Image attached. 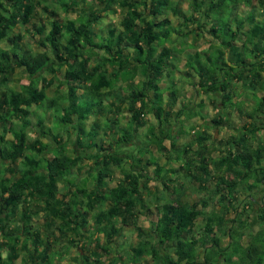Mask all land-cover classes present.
<instances>
[{
  "label": "trees",
  "instance_id": "obj_1",
  "mask_svg": "<svg viewBox=\"0 0 264 264\" xmlns=\"http://www.w3.org/2000/svg\"><path fill=\"white\" fill-rule=\"evenodd\" d=\"M183 2L187 1L0 0V264L17 260L54 264L62 254L50 248L52 239L49 247L44 246L41 229L47 238L54 229L74 231L80 237L84 231V238L89 231L96 235L97 249L82 253L80 246L72 257L76 264H143V259L152 264H264V211L257 215L261 227L253 231L241 220L236 203L240 187L247 195L246 208L251 193L260 191L257 187L264 183V0H191L186 14L180 9ZM116 8L124 11L120 28L112 26L105 34L94 30L102 15ZM73 13L76 17L71 19ZM169 13L181 15L176 26ZM191 35L199 44L190 43L187 52L184 47L177 50L183 46H177V40L187 43ZM200 44L207 47L205 64L191 63ZM31 45L36 50L27 47ZM180 53L186 54L183 72L176 60ZM17 70L29 79L19 90H12L9 80ZM177 72L191 78L186 85L193 89V99L178 102L172 81ZM136 78L141 80L135 83ZM163 80L171 82L166 89L158 86ZM53 82L56 88L49 97L47 89ZM125 82L128 94L119 93L114 107L120 111L127 106L130 117L111 142L120 148L130 145L134 133L147 123L142 117L145 111L153 118V137L139 142L135 156L125 151L115 155L94 143L91 180L84 178V188L88 180L92 187L86 195L85 189L78 193L81 202L72 201L74 182H65V176L81 162V154L66 155V144L58 134L50 127L40 129L44 118L34 119L33 124L32 108L55 107L52 119L61 124L77 119V127L70 126L82 134L84 119L93 111L101 115L105 93ZM87 94L99 102L75 117V103ZM204 107L214 110L208 118L200 115ZM193 115L201 124L193 125L190 134L183 126ZM29 130L36 134L32 141ZM142 151L151 157L144 160ZM155 154H169L171 161L163 164ZM125 157L131 160L128 167ZM112 165L123 178L106 193L102 188ZM180 174L195 187L199 195L195 202H182L189 186L177 180ZM60 184L67 187L64 193L58 192ZM165 193L170 201L157 204L155 217L144 230L139 220L149 209L146 198L159 202ZM32 201L39 204L37 209ZM105 201L111 205L103 209ZM210 202L215 208H209ZM37 216L45 220L44 228L34 226ZM122 227L133 228L137 238L124 261L111 254ZM197 248L202 249V261L196 257Z\"/></svg>",
  "mask_w": 264,
  "mask_h": 264
},
{
  "label": "rangeland",
  "instance_id": "obj_2",
  "mask_svg": "<svg viewBox=\"0 0 264 264\" xmlns=\"http://www.w3.org/2000/svg\"><path fill=\"white\" fill-rule=\"evenodd\" d=\"M86 1L89 2L90 0H86ZM186 1L190 2L191 0H186ZM187 2H185V3L183 2L180 5L181 12L184 13V14L189 12V4ZM95 6H97V5H95ZM225 10L229 12L228 9L225 8ZM57 11H58V14H57L58 17L60 19L63 18L64 17V13L60 9H57ZM123 14H124V11L120 10V9H117V8H116V11L107 12V13L105 12L102 15V20H100L99 23L95 25L94 30H100L101 29V30H103L102 31L103 34H105V32L108 31V29L110 27H112V26H114L116 29H119L120 28L119 22H120V20H121V18L123 16ZM75 17H76V14H74V13L70 16L71 19L75 18ZM168 17H169L170 21L172 22V24L174 26H176L178 21L181 18V15L178 16V17H174V16H172L169 13ZM229 18L231 19V16ZM228 20L229 19H227V21ZM192 28H194V27L192 26ZM189 39H190V43L192 45L193 44L194 45H198L199 42H200L199 39H197L196 43H194L192 41V35L189 36ZM176 43H177V46L181 45L180 43H183V46H180V48H183V47L187 48L188 45H189V43L183 42V40L181 38L178 39ZM23 44L26 45L25 43H23ZM27 47H32L33 50L36 49L33 45L27 46ZM206 48L207 47L204 46L203 44H200L199 46H196L195 50L193 51V53H194L193 55H195V53H197V56H196V58L194 60H191L190 62L192 63L193 61L195 62V61H199L200 60V63L205 64L203 60H204V57H205L204 51H206ZM181 56L182 55H179V56L176 57V60L179 61L178 63H179L180 66L183 64L182 62L184 61V57L183 56L181 57ZM195 65H196V63H195ZM50 76H52V75H47V77L51 79ZM52 78H53V76H52ZM56 78H62V77L60 75L59 76L57 75ZM182 78L184 80L191 79L188 76H187V79L185 77H183V76H182ZM28 79L29 78L27 76H24L23 74L20 73V70H17V71L14 72L13 76L10 77L9 86L11 87L12 90H19V86L22 85V84H26L28 82ZM56 83L57 82H53L52 85L47 89V93H46L47 96L50 97V96L53 95V92H54V90L56 88L55 87ZM126 85H127L126 83H119L118 85L115 84V90L114 91L113 90L109 91L110 93L109 94L106 93V95L108 97L112 96V97L116 98L119 93L121 95L128 94L127 92H124L125 88H128ZM192 92H194L193 89H192ZM81 94L82 93L78 92L77 95L80 96ZM94 98H95V96L93 97L90 94H87V95L83 96L82 98L80 97L78 99V101L75 103V107H74L75 110H76L75 117L78 116V115H81L82 113H84V109L87 108L91 103L94 104L96 102H99V100L97 98L96 99H94ZM102 103L105 104V102L103 100H101L100 104H102ZM32 110H34L35 114L38 117L41 116V115L46 116V114H48V113L50 114L51 112L53 113L52 115L48 116L49 119L47 121L45 120L46 122H44V124L41 125L40 129L43 130L44 128L48 127V125H49L50 129H48V130L50 132H52L53 134H55V132H56L58 135L63 136L64 140L66 138L64 144H66V141L68 139V136H67L68 135V129H69L68 127L70 125H74L75 127H77V119H76V122L74 121L75 123L72 122V123H69V124H66L64 122H62V124H61V122H59L58 119H56V120L52 119V118L55 117V116H53V115H55V113H54L55 112V108L48 110L44 106L40 105L39 107L34 106V108H32ZM201 112L202 113L201 114L199 113V114L202 115V118H203V116H204V118H208V116H211L214 113V110L211 107H204L203 111L201 110ZM184 113H185V116L188 115L187 111H185ZM62 114H63V112L60 111V115H62ZM71 117L73 119L75 118V117H73V115ZM150 117H152V116L150 115ZM30 118L32 120L33 116H31ZM192 118H194V115L191 117V119ZM50 119H52V120L50 121ZM143 119H144V117H143ZM191 119H188V120H191ZM105 120H107V119L103 116V118H101V121H105ZM144 120H146V119H144ZM49 121H50V124H49ZM32 122H35V121L33 120ZM196 122L198 124H201L200 123L201 121H200L199 117L196 119ZM83 124H84V121H83ZM111 126H112V130H114L115 126H113L111 124V122H109V128ZM53 129L55 130V132L53 131ZM181 131L184 132V130H181ZM211 134H212V136H214L215 135L214 131H212ZM27 135H28V138H29L28 140H30V141L34 140L35 137H36V134H35V132L33 130H29L27 132ZM136 138L141 139L142 137H141V135H139V137L137 136ZM69 139H70V137H69ZM186 140H189V137H187ZM140 143H142V142H140ZM83 149L84 148L79 149L77 153H79V154L84 156V153H81V151H83ZM140 156H144V158L147 159V158L151 157V154L149 152L147 154L146 151H142ZM155 156L159 157L158 154H155ZM128 164H130L129 161L126 162L127 167H128ZM77 166H80L79 169H83L84 178L90 179V177L88 175V172H91L93 170L94 162L92 163V160H84L83 162H80V164H78ZM77 171H78V174H79L80 173L79 170H77L74 167L73 168V173H72V176H71V179L74 176V179H72V180L76 181L74 183V188L76 189V191L74 192V195H73V198H72V201H75V202L80 200V198L78 197V193L79 192H83V191L86 190L85 193H84L86 195V194L89 193V190L92 187V181H90L91 180L90 179V180H88L89 182H87V185L84 188V179L83 180H80L79 178L77 179V177H78ZM110 171H111L110 172L111 173L110 174V178H109V180H107V183L103 187L105 190H107V189H109L111 187H114L117 184L118 180H119V177H120L119 175L121 174V170L117 169V167H115L113 165L110 167ZM149 171L152 172V168L151 167L149 168ZM173 175H175V174H173ZM111 176H113V178ZM177 180L178 181L181 180V182L182 181L184 182V185L189 186L188 189H187V192L182 197V202L183 203L184 202H186V203L195 202L198 199V197H199V195H197V193H196L195 187L192 184H190L189 181L187 183L184 178L182 179V177H181V179H177ZM70 183H71V181H70ZM149 184L152 186L154 184V182L152 181ZM65 186H67V185H65ZM211 186L212 185L210 184V187ZM59 187H62L64 189V185L63 184H60ZM257 188H259L260 191L259 190L257 191V189H256L254 193H251L252 194V202L250 201L251 205H249L248 207L245 208V206H246L245 204H246V201H247V198H246L247 195L245 194V189L244 188L240 187L238 189V193L239 194H238V199L236 201V203L239 204V209H238L239 213H238V215L240 216L241 220L246 222L247 227H250L253 231L258 230L261 227L260 220L258 219L257 215H258V213L264 211V191H263L264 190V183L263 184H259V186ZM108 191H106V193ZM165 194H166V196L164 197V200H162V201L160 200L159 202H154L153 198H150V197L146 198L147 204L151 208V212L148 213L149 219L152 218V217L153 218L155 217V213H156L155 207L157 206V204H159V203L162 204L165 201L166 202L170 201L169 194L168 193H165ZM207 199H209V198H207ZM252 203H254V204H252ZM31 204L34 206V209L38 208L39 204H36V203L33 204V201H32ZM109 205L110 204H109L108 201H105L104 203L101 204L103 209H106L107 206H109ZM209 208H215V207L211 203ZM243 208H245V210H243ZM229 212H230V215H231L230 217L234 216L232 211H229ZM96 213H97V210L94 211L93 215L96 214ZM35 219H36L35 220L36 223L34 224V226L35 227L38 226L40 229L44 228L43 224H44L45 220L43 218L41 219V217H39V216L35 217ZM89 219H91V215H90ZM149 219H147V220H149ZM147 220L141 218V220L139 222L140 226L144 230H147V228L150 225ZM57 223H58V225H60L61 221H58ZM199 223L202 224V222H200V220H198V224ZM118 225L119 224H117V226ZM88 228H90V230H92L93 226H92L91 222H89ZM41 230H42V239H43L44 246L46 244H48V242H50V239H52L53 243L50 244V248L53 251H56V252L59 251L62 254V256L60 258L56 259V262L54 264H76L75 262H72V257L77 255V252L81 249L80 246L83 247L82 253H88L89 254L91 251H94V250L97 249L96 248V240H95L96 239V235L94 237H92V234H91L90 231H89V233H90L89 237L87 235L88 233H86L85 238L83 240L84 242L77 243L78 241H77V238L74 236V231H69V230L64 229L62 232H60V231L54 229V233H53L52 237L47 238L46 231L43 230V229H41ZM72 238H74V239H72ZM89 238H91V239L89 240ZM92 238H93V240H92ZM99 238L101 239L100 236H99ZM113 242H114L113 243L114 246L112 247L113 251H111V254L120 256L122 261H124L126 259V256L130 253L131 247H135L136 243H137V238H136V234H135L134 229L133 228H129V229L121 228L120 234L118 236H116V238H115V240ZM224 244H226V242ZM243 244L246 245V239L245 238L243 240ZM47 246L49 247V244ZM161 252L163 253V251H161ZM4 255H5V253H3V256ZM110 256H112V255H110ZM104 258H105V255L103 256L102 260H104ZM18 261L20 262V260H17V263L20 264ZM104 264H105V262H104ZM143 264H152V261H150L149 259H147V260L143 259Z\"/></svg>",
  "mask_w": 264,
  "mask_h": 264
},
{
  "label": "crops",
  "instance_id": "obj_3",
  "mask_svg": "<svg viewBox=\"0 0 264 264\" xmlns=\"http://www.w3.org/2000/svg\"><path fill=\"white\" fill-rule=\"evenodd\" d=\"M187 43H189V45H190V39H188L187 40ZM180 47H177V50L179 49ZM36 50V49H35ZM188 50H190V49H188L187 48V50H186V52L188 51ZM184 53V52H183ZM180 55H181V53H180ZM186 54H182V56L184 57ZM181 56V57H182ZM183 59V58H182ZM183 63V62H182ZM177 65H179V63L177 62ZM180 66V65H179ZM183 64L179 67V71L180 72H183ZM138 79H140V78H136V79H134L133 80V82H137L138 81ZM141 80V79H140ZM172 81H173V84H174V90H177V92L179 93L178 94V102H180L181 103V101L183 102V100H185V99H193V95H194V93L192 92V89L187 85L186 86V84L189 82L188 80H184L183 78H182V76L180 75V74H178V72H177V74L175 75V76H173V78H172ZM126 83V82H125ZM170 81L169 82H167V81H162V82H160V83H158V86L161 88V89H166V88H168L169 86H170ZM119 83H117L116 85H118ZM127 84V83H126ZM173 87V86H172ZM115 90V85H114V87H113V91ZM119 90V89H118ZM164 95H165V97L166 96H168V93H164ZM51 97V96H50ZM201 98H202V96H201ZM102 100L105 102V104L104 103H102V104H100L99 106H101V112H100V116L98 115L99 113L98 112H96V111H93V113L91 114V115H89V116H87L85 119H84V124L82 125V127L80 128V132H82V134H77V131L78 130H76L75 128H73L72 126H69L68 128V139H67V141H66V155H68L70 158H72V157H74L75 156V154H77V155H80L79 153H77L78 152V150L79 149H81V148H84L83 149V151H81V153H84V156L83 155H81V158H82V160H81V162H83L84 160H92V163L94 162V155H95V148L94 149H92V147H93V144L95 143V144H97V146H103L104 148H106V149H108V152H110V153H112V154H115V155H119L120 156V153L122 152V151H125V155H127V156H135L136 155V152H137V146L139 145V142H149V140H150V137H153L152 135H151V128H153V126H154V124H153V118L152 117H150V113L149 112H147V111H145L144 112V114H142V117H144V119H146V121H147V123H146V125H144V126H142V127H139L138 128V130H137V132L136 133H134V137H133V142H131L130 143V145H128V146H125V147H123V148H120V146L119 145H117V143H112L111 141H115L116 139H118V137H119V133H120V130L122 129V128H125L126 127V125H127V123H128V121H129V117H130V113L128 112V107L127 106H124V107H122V109L119 111H117V109H115V107L114 106H116V104H117V98H114V97H112V96H107L106 95V93H105V95L103 96V98H102ZM114 102V103H113ZM179 107V103L177 104V106L173 109V112H172V114H175L176 112H177V110L179 109L178 108ZM34 108V107H33ZM55 108V107H54ZM53 108V109H54ZM50 109H52V108H50ZM109 112V113H108ZM47 113V112H46ZM53 113L51 112L50 114L48 113V114H46V116H44V115H41V116H37L36 114H34V116H33V119H32V121L34 120V119H38V118H44L46 121L49 119L48 118V116L49 115H52ZM54 116V115H53ZM103 116L107 119V120H105V121H101V118H103ZM196 115H194V118H192L191 120H185V122H184V126H183V128L185 129V131L187 132V133H189L190 132V134H192L193 133V131H192V126L193 125H195V124H198L197 122H196V119L198 118L197 116L195 117ZM96 118V119H95ZM184 119V117L183 118H181V120H183ZM36 120H34L35 122H37ZM52 119H50V121H51ZM45 121V122H46ZM50 121H49V124H50ZM189 121V122H188ZM35 122H33V124L35 123ZM76 122V121H75ZM109 122H111V124L112 123H114V122H116L117 124L116 125H113V126H115V128H114V130L113 131H111V129H112V126L109 128ZM188 122V123H187ZM192 122V123H191ZM98 125V126H97ZM178 124H176L175 126H173V129H174V133H176L177 132V130H176V128L175 127H178L177 126ZM96 127L97 126V129H92L93 127ZM168 127V126H167ZM166 127V128H167ZM46 128H49V125H48V127H46ZM46 128H44L43 130H45ZM169 128V127H168ZM34 129V128H33ZM53 131L55 132V130L53 129ZM110 132H111V136H109L110 135ZM141 135V139H139V138H136L137 136L139 137V135ZM155 135H158L156 132H155ZM59 136V138H58V140H61V142L64 144L65 143V140H66V138H65V140H64V137L63 136H60V135H58ZM66 136V137H67ZM78 136H79V139H80V141L78 142ZM69 137H70V139H69ZM178 137L181 139L182 138V136L181 135H178ZM95 139V140H94ZM183 140H184V138H183ZM110 143L112 144V148L110 149ZM164 144L165 145H167V143L166 142H164ZM177 145H180V143H177ZM140 146V145H139ZM149 147H151V145H149ZM152 148V147H151ZM99 155V157H101L102 155H104V153H102V154H98ZM158 159H157V161H161V159L163 160L162 162H163V164H165L166 162H168V161H171V160H169L170 159V155L169 154H167V155H164V156H162V157H157ZM101 159V158H100ZM127 159V160H126ZM143 159L145 160V158L143 157ZM123 160H126V161H131L130 160V157L129 158H124ZM79 164H80V162H79ZM177 165L175 164V165H173V167H176ZM75 168L77 169V170H79V174H78V171H77V174H78V177H77V179L79 178L80 180H83L84 179V175H83V169H79L80 168V166H75ZM81 170V171H80ZM90 171V170H89ZM72 173H73V169H72V171L68 174V175H66L65 176V182L66 181H73L72 179H74V176L72 177V179H71V176H72ZM110 174L111 173H109V176H110ZM88 175H89V172H88ZM120 177H119V180H118V182H117V184L120 182V180H122V178H123V176H122V173L119 175ZM69 177V178H68ZM112 178H113V176H111ZM181 177H182V179L185 177L186 178V176H183L182 174H180V176H179V178L181 179ZM110 178V177H109ZM184 178V179H185ZM186 180V179H185ZM74 183L76 182V181H73ZM181 183H183L184 184V182L182 181ZM117 184L114 186V187H116L117 186ZM60 186V185H59ZM114 187H111V188H109V189H107V190H105L104 188H102V191H108V190H110V189H112V188H114ZM67 189V187L66 188H62V187H59L58 188V192L59 193H64L65 192V190ZM76 189H73V191H75ZM72 194H74V192L72 193ZM69 199L71 200L72 199V195H71V197H69ZM80 202L82 201V199H80L79 200ZM109 202V201H108ZM109 204H110V202H109ZM111 205V204H110ZM110 205L109 206H107V208L108 207H110ZM148 205V204H147ZM83 208H84V206H82ZM148 207H149V209H148V211H146V212H144L143 213V217H141L142 219H149V217H148V213H150L151 212V208H150V206L148 205ZM141 218H140V220H141ZM140 220H139V222H140ZM148 221V220H147ZM58 222V221H57ZM149 223V222H148ZM62 224V223H61ZM61 224L60 225H58V223H57V225L58 226H61ZM140 225V224H139ZM119 227H120V225H118ZM123 229H129V228H131V227H122ZM66 233V232H65ZM82 234H83V236H78V235H76V233H74V236L77 238V241H79V240H81V242L80 243H82V242H84L83 240H84V231H82ZM89 235H90V233H89ZM88 235V236H89ZM116 238V237H115ZM72 239H74V238H72ZM196 257H197V259H198V261H202V259H203V253H202V249H200V248H197V252H196ZM19 262V261H18ZM21 262V261H20ZM19 262V263H20ZM56 262V261H55ZM15 264H18L17 262L15 263Z\"/></svg>",
  "mask_w": 264,
  "mask_h": 264
}]
</instances>
